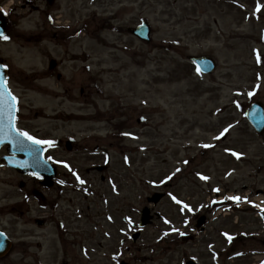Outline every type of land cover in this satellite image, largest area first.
I'll list each match as a JSON object with an SVG mask.
<instances>
[{"label": "rangeland", "instance_id": "obj_1", "mask_svg": "<svg viewBox=\"0 0 264 264\" xmlns=\"http://www.w3.org/2000/svg\"><path fill=\"white\" fill-rule=\"evenodd\" d=\"M21 1L0 0L23 13L14 17L11 49L4 51L21 97L20 127L54 141L46 144L47 158L80 168L90 181L79 191L69 170L59 168L71 184L47 189L55 207L42 208L32 195L37 182L0 171V229L14 242L0 264H183L189 258L254 264L264 258L263 217L247 203L219 219L211 214L205 230L195 231L212 187L264 200V135L245 117L254 100L264 101V0H58L72 4L74 26L81 28L90 14V36L80 33L69 51L54 39L56 27L44 29L41 14L21 9ZM142 19L152 24L151 42L127 30ZM201 54L217 60L215 73L204 75L191 62ZM63 57L59 81L49 62ZM69 138L77 144L72 152ZM108 162L105 182L101 173L87 176L86 168ZM161 189L194 212L166 196L156 209L162 219L132 243L147 196ZM44 215L49 221L40 227L35 220ZM221 229L239 235L238 258L223 253Z\"/></svg>", "mask_w": 264, "mask_h": 264}, {"label": "water", "instance_id": "obj_2", "mask_svg": "<svg viewBox=\"0 0 264 264\" xmlns=\"http://www.w3.org/2000/svg\"><path fill=\"white\" fill-rule=\"evenodd\" d=\"M135 32V31H134ZM136 33H138L139 35H143L142 37H144V35H146L148 33L147 28L143 27L141 29V31H137ZM195 61H198L203 70L205 72H211L213 71V69L215 68V64L212 60L209 59H196L193 58ZM52 67H54V63L52 64ZM1 106H0V111H1ZM13 114H15V111L13 112ZM248 116L250 117L251 121L253 122V124L255 125V127L257 128V130L261 133L264 132V109L261 103H257L256 105H254L250 111ZM3 143H8L10 144V146H13V151L15 153H22L24 154L26 157V161L27 162H33L34 160H37L39 158V151L38 149L34 148L32 144H28V141L24 138V137H20L17 135L16 131H10V129H5V130H0V146ZM29 148V152H27L25 149ZM25 150V151H24ZM19 167V166H18ZM38 169L40 172V168L38 167H28V168H23V167H19V169L26 173L28 171H33L35 169ZM44 174L47 177V184H51V178H52V174H54V171L52 172H44ZM150 219V215H149V211L148 209H146L143 212V222L142 225H146L149 222ZM0 252L2 251V249L9 247V240L6 239V237L4 235H0ZM138 237V234L136 236H134V238L136 239ZM5 238V239H4ZM5 240V241H4ZM189 264H193L192 262H190Z\"/></svg>", "mask_w": 264, "mask_h": 264}, {"label": "flooded vegetation", "instance_id": "obj_3", "mask_svg": "<svg viewBox=\"0 0 264 264\" xmlns=\"http://www.w3.org/2000/svg\"><path fill=\"white\" fill-rule=\"evenodd\" d=\"M28 4L31 5V7H34L36 10L40 9V13L43 16V14L47 15V17H50V13L49 10L47 8H51V11H54L57 13L56 16H59L60 18H62L59 23L60 25H58L57 27V33L55 34V37L58 38V33L59 36L62 38L59 40V43L62 44L63 46L66 47V49L68 50L69 45L71 44L73 37V34H71V28L70 25L68 23H71L70 19L67 20V17H72V13L71 10L73 9L71 6H67L66 8H63V6L61 5L60 2H58V0H28L27 1ZM43 6V7H42ZM67 10V11H65ZM69 10V12H68ZM59 13V14H58ZM88 22L90 23V16H88ZM43 27L45 28V25L43 24ZM70 30V31H69ZM88 35L90 36V29L88 30ZM59 39V38H58ZM1 42H0V50H1ZM0 58H1V62H4V64H7V60L6 58L3 57L1 51H0ZM65 58H61L60 62H59V67H62V65L65 63ZM9 73L11 75V72L9 70ZM57 77L59 80L62 79V74L60 72H57ZM84 92V90L82 89V93ZM45 204H47L48 200H44ZM223 205V204H221Z\"/></svg>", "mask_w": 264, "mask_h": 264}, {"label": "snow or ice", "instance_id": "obj_4", "mask_svg": "<svg viewBox=\"0 0 264 264\" xmlns=\"http://www.w3.org/2000/svg\"><path fill=\"white\" fill-rule=\"evenodd\" d=\"M260 10V5H257V11ZM2 11V9H0ZM6 14V13H5ZM0 39L3 40H8L9 36H7L4 32L0 31ZM257 61H260V55L257 53ZM4 67H7L6 65ZM199 71V69H198ZM16 103H17V98L11 94V91L7 87V80L4 79L3 77H0V104H3L7 108V114H8V123H9V129L10 131H16L17 135L20 137H24L27 140L31 141L35 145H41V144H47V145H52L54 144V141H48V140H39L36 139L34 136L30 135L28 132H20L18 129L15 128L14 120L15 117L13 116V112L16 110ZM228 129H225L224 132H227ZM224 133H221L223 135ZM125 135H130V133H125ZM219 139V137H216ZM209 145H204V147H208ZM233 155L239 156L238 153H233ZM51 159V157H49ZM67 166V165H66ZM179 171V169H177ZM77 179L79 180V176H77ZM170 179V177H169ZM203 179H207V177H203ZM81 183H84L83 180L80 181ZM216 191H219V189H216ZM228 199H235L239 200L240 197H227ZM175 199V198H174ZM177 203H180L177 201ZM186 209L191 211V209L188 207V205H184ZM167 222V221H166ZM176 231V229H173ZM0 235H4L3 233H0ZM231 239V237H229Z\"/></svg>", "mask_w": 264, "mask_h": 264}]
</instances>
